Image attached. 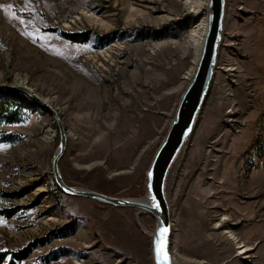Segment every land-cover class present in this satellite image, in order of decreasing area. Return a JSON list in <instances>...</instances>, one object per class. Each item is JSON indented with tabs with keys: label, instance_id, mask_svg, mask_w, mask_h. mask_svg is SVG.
I'll return each mask as SVG.
<instances>
[{
	"label": "rangeland",
	"instance_id": "rangeland-1",
	"mask_svg": "<svg viewBox=\"0 0 264 264\" xmlns=\"http://www.w3.org/2000/svg\"><path fill=\"white\" fill-rule=\"evenodd\" d=\"M206 8L194 14L182 0H142L144 16L131 24L116 0H0V87L26 78L59 111L68 132L59 162L66 184L144 197L146 171L196 67L193 33ZM82 10L109 16L108 30L63 26ZM156 31L162 38H152ZM63 32L90 38L71 42ZM103 36L109 43L95 47ZM4 96L25 115L0 119V137H14L0 141V250L45 241L18 264H154L156 220L58 191L51 116L22 91ZM183 151L166 184L174 261L264 264V0H226L214 77Z\"/></svg>",
	"mask_w": 264,
	"mask_h": 264
},
{
	"label": "water",
	"instance_id": "water-1",
	"mask_svg": "<svg viewBox=\"0 0 264 264\" xmlns=\"http://www.w3.org/2000/svg\"><path fill=\"white\" fill-rule=\"evenodd\" d=\"M226 0H208L207 28L203 44L193 75L177 105L174 118L162 142L158 146L153 159L146 171V193L143 202L137 198H121L107 194L71 186L65 183L59 169V162L65 153L68 143L67 127L59 111L38 98L26 86L0 87V92L22 91L52 118L54 129L58 134V144L51 159V173L57 188L64 194L96 200L111 206L135 208L139 212L150 214L156 220L152 239V259L154 264H174L170 252L172 223L170 208L166 197L168 175L177 158L192 135L204 102L208 95L217 63V55L222 43ZM159 205V207H157ZM167 233L161 237V229ZM163 239V252H159ZM164 253L167 259L164 258Z\"/></svg>",
	"mask_w": 264,
	"mask_h": 264
},
{
	"label": "bare ground",
	"instance_id": "bare-ground-1",
	"mask_svg": "<svg viewBox=\"0 0 264 264\" xmlns=\"http://www.w3.org/2000/svg\"><path fill=\"white\" fill-rule=\"evenodd\" d=\"M182 1H183L184 6L187 9H189V11L193 12L194 14L197 13L205 4L207 5V3H208V0H182ZM117 2L120 3L123 11L126 12V14H127L126 19H128L130 21L129 23L134 24V23H136L137 19L139 20L140 17L144 16L143 11H142L143 8L141 9L142 0H116V3ZM206 10H207V8H206ZM146 16H148V15H146ZM109 18H110L109 16L100 17V16H97L91 12L82 10L78 15L74 16V18L69 20L68 23L63 22V26L65 28H69L73 25L86 23L91 27H96V28H99V30H101V31H105V30H108L109 25H111V22H112L111 19H109ZM156 20L157 19H155V21ZM164 20L167 21V20H169V18H165V19L162 18L160 20V22H162ZM206 28H207V20H202V22L199 24V26H197V29L193 33V39L198 46L197 47V58H196L197 61H198V57L200 54L201 46L203 44L204 36L206 33ZM108 57H109V53L103 51L100 54L98 53L97 60L100 58L99 60L102 64L103 60L108 59ZM217 61H218V55H217ZM16 81L18 83H15L14 85L12 84L11 86H26V84H27L26 78H22L19 76L17 77ZM47 102L50 103L49 100ZM44 190L45 189H41L40 191H44ZM143 200H144L143 198L138 199L139 202H143ZM224 219H226V218H224ZM227 233H229V235L231 237L233 236V234H230V232H227ZM238 248L240 249L239 254H246L248 252V250L250 249V248H247L246 246H242V245H240ZM174 264H182V263H178V262L174 261Z\"/></svg>",
	"mask_w": 264,
	"mask_h": 264
},
{
	"label": "trees",
	"instance_id": "trees-1",
	"mask_svg": "<svg viewBox=\"0 0 264 264\" xmlns=\"http://www.w3.org/2000/svg\"><path fill=\"white\" fill-rule=\"evenodd\" d=\"M155 35H152V38L155 40H158L162 38L163 35H161L160 32H155ZM61 36L71 42H88L90 35L87 32H78V33H61ZM110 41V38L103 36V37H97L96 38V44L95 47H101L106 44H108ZM25 111L23 106L17 102L16 98H12L10 96L6 97L4 96L0 100V119L5 123H13V122H20L24 119ZM14 137L11 136H1L0 141L1 142H11L13 141ZM58 191H60L58 189ZM61 192V191H60ZM14 196H21L20 194L14 195ZM15 213V210H9L5 211V215L7 217H11ZM39 244H45V241H41L40 243H34L30 244L27 247L23 249H19L17 251H10L0 250V264H18L25 260L29 254L32 252L33 248H35ZM52 259H57L58 256H52Z\"/></svg>",
	"mask_w": 264,
	"mask_h": 264
},
{
	"label": "snow or ice",
	"instance_id": "snow-or-ice-1",
	"mask_svg": "<svg viewBox=\"0 0 264 264\" xmlns=\"http://www.w3.org/2000/svg\"><path fill=\"white\" fill-rule=\"evenodd\" d=\"M157 207H159V205H157ZM167 229L164 228V229H161V237L163 238V236L167 233ZM159 252H163V239L161 241V247L158 249ZM164 258L167 259V255L166 253H164Z\"/></svg>",
	"mask_w": 264,
	"mask_h": 264
}]
</instances>
